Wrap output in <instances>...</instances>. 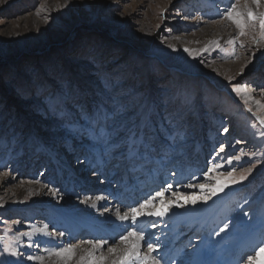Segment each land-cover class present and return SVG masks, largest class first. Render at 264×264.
I'll return each mask as SVG.
<instances>
[{
  "label": "rangeland",
  "instance_id": "rangeland-1",
  "mask_svg": "<svg viewBox=\"0 0 264 264\" xmlns=\"http://www.w3.org/2000/svg\"><path fill=\"white\" fill-rule=\"evenodd\" d=\"M248 1L0 0V177L14 178L0 183V250L21 253L11 257L3 252L0 264L5 258L7 264L29 261L32 254L22 248L28 242L20 238L26 225L45 223L50 233L63 231L69 234L70 245L88 240H81L89 234L87 227L67 233L62 221L53 228L51 208L32 205L36 196L27 194L15 203L11 193L15 185L35 184L48 195L57 190L80 202L106 194L107 190H100L105 187L100 177L116 181L134 175L136 189L150 190L149 196L167 183L173 184V190L200 195L199 183L215 184L214 178H204V171L233 155L240 159L231 166L225 163V168L234 167L237 179L247 168L252 171L224 189L229 196L220 192L212 197L207 203H220L196 213L200 221L181 223V230L194 232V242L184 244L187 255L183 257L204 245L202 262L218 249L229 248L232 258L245 253L241 264H248L247 257L264 244V116L260 113H264V40H260L258 24L246 25L241 35L224 16L232 3L238 8ZM262 5L254 12L264 13ZM209 26L228 31L212 50L200 51L196 39ZM101 73L120 78L129 92L164 101L167 112L179 117L182 139L176 150L145 166L152 174L150 181L158 183L156 189H150V182L139 185L140 172L102 157L98 145L65 131L58 118L42 110L48 92L68 85L94 91L100 87ZM237 83L246 85V90L233 92L232 85ZM185 95L191 96V104L182 103ZM248 96L258 101L262 111L253 107ZM186 183L197 186L181 187ZM171 191H165L166 199H175ZM111 193L122 191L114 185L108 197ZM251 206L256 210L246 228L252 241L244 240L243 226L235 224ZM73 221L77 223L72 216L66 226ZM224 224L228 229L216 236ZM119 235L110 236H118L113 239L118 242ZM30 250L36 253V245Z\"/></svg>",
  "mask_w": 264,
  "mask_h": 264
},
{
  "label": "snow or ice",
  "instance_id": "snow-or-ice-1",
  "mask_svg": "<svg viewBox=\"0 0 264 264\" xmlns=\"http://www.w3.org/2000/svg\"><path fill=\"white\" fill-rule=\"evenodd\" d=\"M251 3L259 7L261 0H251ZM224 16L240 29L241 35L244 34L246 25L255 28L258 24L260 40H264V13H256L250 8L246 12H241L238 10L237 4L232 3L225 11ZM176 50L173 49V51ZM207 50L206 48L205 51ZM184 51L189 52V49L185 48ZM99 84L100 87L94 91L68 85L55 92H48L41 106L42 110L45 115L58 118L65 131L72 135L85 137L98 145L102 150V157L117 159L132 171L153 163L156 158L163 160L176 150L180 139H182L178 131L179 117L174 113L167 112L164 101L157 102L142 93L129 92L124 88L120 78L108 74H100ZM246 88V85L240 83L232 85V91L237 94L244 92ZM192 102L190 95L183 97L182 103L191 104ZM167 103H171V101ZM223 131L227 133L229 129L225 127ZM240 142L237 141V143ZM219 151H224L222 145ZM239 159V156L233 155L212 163L211 167L204 171L203 176L205 179L214 178L215 184L199 183L200 195L186 194L179 189L173 190V184L167 183L164 188L156 190L154 194L144 198L138 204L130 206L123 214L120 209H117L115 212L117 219L126 226L125 231L119 235L118 239L119 244L124 247L120 251L119 258L113 260V264H171L159 254L161 247L159 237L155 236V233L148 234L137 227L138 218H152L149 223L152 228H155L157 226L156 218L167 216L168 210L173 206L183 208L186 204L195 206L197 201L207 203L230 184L243 181L246 179V175L251 173L252 168H247L246 172L237 179L234 176V167L225 168V163L231 166L233 160L238 161ZM219 169L224 170L218 171ZM196 186L194 183L181 185L185 188ZM166 190H172L171 195L175 199H166ZM56 191L53 190L54 195ZM89 199L92 198L88 197L80 202L87 205ZM103 199L105 197L101 195L95 197L96 201ZM91 206L95 207L94 204ZM103 210L109 211L107 207ZM243 215L248 216L249 213L245 211ZM129 221L130 223H126ZM15 223L18 224L19 221H15ZM228 227V224H224L215 235L219 236ZM47 228L48 225H45L41 231H46ZM54 234L60 237L64 236L63 231ZM261 235L264 236V232ZM84 243L103 249L109 242L107 239H99L86 240ZM36 246L39 247V244L36 243ZM28 247H33V244H29ZM142 247L146 249L143 255L141 254ZM107 251L116 255L118 252L116 243L113 242ZM3 252H8L11 257L21 255L11 248L0 250V255ZM52 254L70 257L74 255V249L71 246L58 248ZM27 258L29 260L36 259L32 255H28ZM105 259L103 256L92 258L89 264H104ZM247 259L248 264H264V244L259 246L254 256L249 255ZM4 264H7L6 258Z\"/></svg>",
  "mask_w": 264,
  "mask_h": 264
},
{
  "label": "bare ground",
  "instance_id": "bare-ground-1",
  "mask_svg": "<svg viewBox=\"0 0 264 264\" xmlns=\"http://www.w3.org/2000/svg\"><path fill=\"white\" fill-rule=\"evenodd\" d=\"M262 4H264V0H261L260 6H263ZM259 7L252 4L251 0H249L248 4L238 6V10L241 12H246L248 8H250L253 11H255ZM230 30L233 29H229V31ZM227 31L228 29L219 28L218 26H209L204 28V30L200 33L199 38L196 39L198 40V44H199L197 47L200 49V51H204V52L206 48L208 50H212L215 47L216 43L221 40V38L223 37L222 35L227 34ZM247 100L253 105V107L258 112L262 111L261 105L258 103V101H256V99L248 96ZM260 113L264 116L263 111ZM135 171L140 172V175H143V181L140 182L139 185L140 184L146 185V183L151 180L152 174L149 171L148 167H143ZM181 176L182 175H179L178 177L181 178ZM179 178L176 180L177 183L181 180ZM8 180L13 182L14 178L9 176L0 177V183H6ZM102 180L104 181L103 184L105 187H102L100 190L101 191L107 190L106 194L105 193L101 194V196H104L105 199L96 201L95 200L96 196H95L94 198L88 200L87 205L82 204L81 202L72 201V199H69L67 197L65 198L63 195H60L58 193H56L55 195L53 193L48 195L45 193L44 188L42 186H37L35 184L27 183V184L15 185L11 188V193L14 194L16 197L14 201L15 203L23 200L27 194H30L38 198L36 204H32V205H36V206L43 205L47 208L48 207L51 208L52 215L57 219L56 220L54 217L51 218L50 225L53 228H59L62 224V221H64L65 223L62 225H64L63 227L68 228L67 233L70 229H73L74 227L88 228L85 229L88 230L89 233L88 236L85 237L83 236L81 240H85L87 238L88 240L107 239L109 242L104 246L103 249L99 247H94L91 244L83 243L81 241L75 245H70L68 239L69 234L60 237L59 235L50 233L49 226L46 231H41L42 229H44V226L47 225L45 223L26 225L27 230L22 233L20 238L21 240L27 241L28 243H24L22 245V248H26V251L32 254V256L36 257V259L26 261L23 264H89L90 259L99 258L100 256L106 258L104 264H113V260L119 258L120 251L123 249L124 246L120 245L119 242H117V240H113L118 236L113 237L110 235L123 233L125 231L126 225L121 224V222L117 219L115 212L117 209H120L121 214H123V212L127 211L128 208L130 207L127 204H125L126 197L123 196L124 194L126 193L128 194L129 192L132 193V191L136 190L137 192L135 195H138L141 192L142 193L141 197L144 198V195H146V193L143 190H138L139 188L136 189L135 176H131L130 178L121 177L119 180L110 181L108 176L105 175L103 177H100L98 181H102ZM153 184L156 185L157 183H153ZM114 185L119 186L121 188L122 193L119 194L117 193L116 195L111 193L110 194L111 198H110L108 197V193L110 192V190L113 188ZM98 187L100 186H97V188ZM129 188L131 189L129 190ZM222 193H223L222 196L224 197L229 196V192H227V190H224ZM219 203L220 200L216 201L213 204L198 203L195 206L185 205V207L181 208L184 209L183 211H180V208L173 206L171 209L168 210L167 216H165L164 218H156L157 226L155 228L162 230L161 237H159L160 235L159 230H156L157 233H155V236L159 237L160 245H161L159 249V254L162 255L168 261H170L171 264H241L243 259H245V253H242L241 256L237 255V257L232 258L230 257L232 251L229 250V248L218 249V252L216 254L212 253L211 255H208L209 258L204 262H202L201 259L206 254L204 245L199 247L196 246L197 249L192 251L187 258L183 257V255L185 256L187 255V252L184 248V244L190 241L194 242L193 239L194 232H192L191 229L189 230L188 228L182 229L183 230L182 231L180 228L182 227L181 223L183 222L188 224L189 221H200V217L196 213H201L203 211H206L209 208L214 207ZM29 204L28 206H32ZM93 204L95 205V207L91 206ZM15 205L18 206L17 204ZM105 207H107L109 211L105 212L103 210ZM157 207H159V204H157ZM255 210H256L255 206H251L247 208L245 211H247L249 215L248 216L243 215L240 219H237L235 221V224L237 223L236 225L243 226V228L240 231L241 234L244 235L243 236L244 240H251V241L253 240V237L249 236L248 234L249 232L246 226L249 225L251 218H253ZM72 216L76 218V221L79 224L74 223L73 221V225L69 224L68 226H66L69 218ZM150 219L152 218H138L137 227L140 228L141 230L143 229L146 233L151 234V232L153 231L152 229L155 228L151 227V224L149 223ZM239 222L243 223V225H240ZM126 223H130V221ZM201 228H203V226ZM113 242L116 243V246L118 248V252L116 255H113L112 253H109L107 251V248L110 245H112ZM36 243L39 244V247L36 246L37 252L33 253V250H30V247H28V245L29 244L36 245ZM141 243L143 244V242ZM69 246H71L74 249V255L70 257L57 256L52 254L58 248H68ZM145 251L146 249L142 247L141 254L143 255ZM229 257L230 259H228Z\"/></svg>",
  "mask_w": 264,
  "mask_h": 264
}]
</instances>
